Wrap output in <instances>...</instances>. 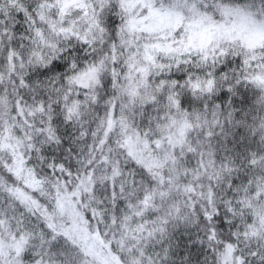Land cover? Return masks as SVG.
I'll return each instance as SVG.
<instances>
[{"label": "snow or ice", "instance_id": "snow-or-ice-1", "mask_svg": "<svg viewBox=\"0 0 264 264\" xmlns=\"http://www.w3.org/2000/svg\"><path fill=\"white\" fill-rule=\"evenodd\" d=\"M0 264H264V0H0Z\"/></svg>", "mask_w": 264, "mask_h": 264}]
</instances>
